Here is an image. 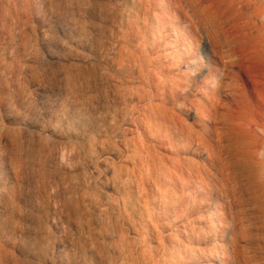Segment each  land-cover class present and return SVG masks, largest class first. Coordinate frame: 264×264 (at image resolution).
<instances>
[{"label": "rangeland", "instance_id": "374dc122", "mask_svg": "<svg viewBox=\"0 0 264 264\" xmlns=\"http://www.w3.org/2000/svg\"><path fill=\"white\" fill-rule=\"evenodd\" d=\"M237 7L240 24H264V0ZM211 27L186 0H0V250L22 264H197L186 233L227 211L208 159L230 102L208 112L222 67ZM244 110L263 138L264 95ZM258 170L264 181V152Z\"/></svg>", "mask_w": 264, "mask_h": 264}, {"label": "bare ground", "instance_id": "6f19581e", "mask_svg": "<svg viewBox=\"0 0 264 264\" xmlns=\"http://www.w3.org/2000/svg\"><path fill=\"white\" fill-rule=\"evenodd\" d=\"M205 1L186 0L195 19L211 24V43L222 64L221 68L210 71L214 77L213 86L211 81L205 80L204 88L209 90L208 100L205 99L209 103L208 112L217 109L222 101V93L230 98V102L224 106L227 111L216 114L222 119L223 116L228 117L226 125L217 133V139L222 144L221 151H217V146V150L210 146L208 151L214 154L210 153V158L207 157L220 176L217 191L227 201L226 207L222 208H227V211L216 218L213 214L208 216L204 213L206 216L200 215L194 219L198 224L203 223V227L188 230L185 240L196 244L194 254L197 264H206L207 260L216 259L219 253L223 255L224 264H264V181L258 170L259 159L264 152V137L258 133L257 124L244 114L249 97L264 95V24H240L246 12L237 7L239 0H208V4ZM247 86L250 88L249 94L246 92ZM196 111L198 113L200 110L196 108ZM195 135L198 138V134ZM217 139L215 137L214 141ZM206 174L211 175L209 172ZM188 184L189 181L183 187ZM180 205L187 213L184 197ZM215 219L218 228L212 225ZM226 230H230L226 245H218L219 241L215 243L216 239L224 237L220 232ZM0 251V264H22L23 259L20 260L10 249L2 248Z\"/></svg>", "mask_w": 264, "mask_h": 264}]
</instances>
